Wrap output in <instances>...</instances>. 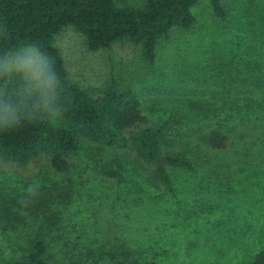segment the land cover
<instances>
[{
  "label": "rangeland",
  "instance_id": "1",
  "mask_svg": "<svg viewBox=\"0 0 264 264\" xmlns=\"http://www.w3.org/2000/svg\"><path fill=\"white\" fill-rule=\"evenodd\" d=\"M219 4L224 17L197 0L193 26L159 39L152 63L127 40L91 51L71 26L55 35L73 83L96 97L111 78L132 89L150 125L167 121L162 152L186 157L190 168L165 164L164 181L132 151L87 139L64 173L46 155L26 163L0 156V264L21 257L32 229L24 193L52 182L70 202L55 206L51 264H245L264 246V0ZM214 129L226 133V147L205 144Z\"/></svg>",
  "mask_w": 264,
  "mask_h": 264
},
{
  "label": "trees",
  "instance_id": "2",
  "mask_svg": "<svg viewBox=\"0 0 264 264\" xmlns=\"http://www.w3.org/2000/svg\"><path fill=\"white\" fill-rule=\"evenodd\" d=\"M210 1L215 15L224 17L225 10L219 0ZM196 2L145 0L138 7H120L114 0H0V24H5L8 30L7 36L0 37V51L29 42L39 44L55 58L56 71L67 97L61 106L63 115L57 120H23L16 128L0 132V156L26 163L38 155H46L50 168L55 173H64L70 168L68 155L79 150L82 141L87 139L132 151L137 158L135 161L152 164L154 177L164 181L169 180L165 164L190 168L186 157L162 152L167 121L150 125L132 89H120L111 78L96 97L93 91L73 83L54 38L63 27L71 26L84 36L91 51L127 40L140 46L143 59L152 63L159 39L167 37L174 29L193 26L192 7ZM227 92L229 96L235 95L231 88ZM259 106L264 108V105ZM205 144L222 149L228 144V136L214 129L206 135ZM103 169L109 176L115 174ZM69 202L68 190L56 182L36 187L35 196L24 193L21 205L33 217L32 229L25 238L21 257L6 264H51V244L59 241L57 233L54 236L52 231L54 227L59 229L60 221L55 206L66 207ZM63 247L68 251L67 244ZM83 264L97 262L85 260ZM130 264L140 263L132 261ZM245 264H264V246Z\"/></svg>",
  "mask_w": 264,
  "mask_h": 264
},
{
  "label": "clouds",
  "instance_id": "3",
  "mask_svg": "<svg viewBox=\"0 0 264 264\" xmlns=\"http://www.w3.org/2000/svg\"><path fill=\"white\" fill-rule=\"evenodd\" d=\"M8 34L0 24V37ZM67 99L55 58L36 42L0 51V132L10 131L23 120H57ZM29 196L36 195L30 186Z\"/></svg>",
  "mask_w": 264,
  "mask_h": 264
}]
</instances>
